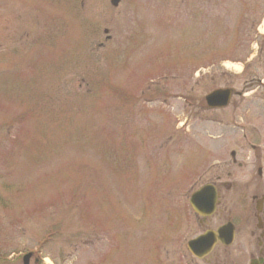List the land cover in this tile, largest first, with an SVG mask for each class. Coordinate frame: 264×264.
I'll return each instance as SVG.
<instances>
[{"label": "rangeland", "instance_id": "374dc122", "mask_svg": "<svg viewBox=\"0 0 264 264\" xmlns=\"http://www.w3.org/2000/svg\"><path fill=\"white\" fill-rule=\"evenodd\" d=\"M263 23L264 0H0V264H188L167 216L224 150L205 95L264 74Z\"/></svg>", "mask_w": 264, "mask_h": 264}, {"label": "flooded vegetation", "instance_id": "af4514ba", "mask_svg": "<svg viewBox=\"0 0 264 264\" xmlns=\"http://www.w3.org/2000/svg\"><path fill=\"white\" fill-rule=\"evenodd\" d=\"M259 53L264 58V45ZM242 84L222 87L231 89L226 107L211 108L206 99L218 88L205 95L203 111H231L228 120L203 118L217 128L224 150L184 175L180 215L169 212L167 218L182 229L188 264H264V74Z\"/></svg>", "mask_w": 264, "mask_h": 264}, {"label": "water", "instance_id": "95a60500", "mask_svg": "<svg viewBox=\"0 0 264 264\" xmlns=\"http://www.w3.org/2000/svg\"><path fill=\"white\" fill-rule=\"evenodd\" d=\"M122 0H111L112 5L118 6ZM231 97L230 89H217L207 96V101L211 107H223L229 103ZM33 253L29 252L24 256V264H29Z\"/></svg>", "mask_w": 264, "mask_h": 264}, {"label": "trees", "instance_id": "16d2710c", "mask_svg": "<svg viewBox=\"0 0 264 264\" xmlns=\"http://www.w3.org/2000/svg\"><path fill=\"white\" fill-rule=\"evenodd\" d=\"M25 148H27L28 151H26ZM28 154H30V149H29L28 147H23V148H22V154H21V156H22V155H25V156H26V155H28ZM1 186L4 187L5 189H9V188H11V187H10L9 185H7L6 183H1Z\"/></svg>", "mask_w": 264, "mask_h": 264}, {"label": "bare ground", "instance_id": "6f19581e", "mask_svg": "<svg viewBox=\"0 0 264 264\" xmlns=\"http://www.w3.org/2000/svg\"><path fill=\"white\" fill-rule=\"evenodd\" d=\"M262 32L264 33V23H263V25H262Z\"/></svg>", "mask_w": 264, "mask_h": 264}]
</instances>
